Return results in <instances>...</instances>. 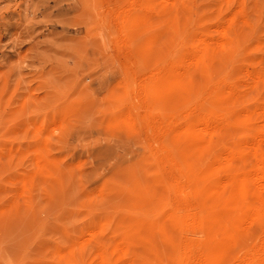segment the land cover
I'll return each mask as SVG.
<instances>
[{"label":"rangeland","instance_id":"1","mask_svg":"<svg viewBox=\"0 0 264 264\" xmlns=\"http://www.w3.org/2000/svg\"><path fill=\"white\" fill-rule=\"evenodd\" d=\"M263 110L264 0H0V264H183L195 213L221 245Z\"/></svg>","mask_w":264,"mask_h":264},{"label":"bare ground","instance_id":"2","mask_svg":"<svg viewBox=\"0 0 264 264\" xmlns=\"http://www.w3.org/2000/svg\"><path fill=\"white\" fill-rule=\"evenodd\" d=\"M254 119L253 121H256V118ZM206 129L202 128L205 132ZM245 153L248 154L251 169H241L236 166L238 161L244 159ZM215 168L217 184L220 187H230L233 190L232 207L238 210V217L233 223L234 231L221 245L212 247L209 245L211 239L208 219L200 213L191 215L187 220V227L202 232L206 240L190 245L186 249L187 251L183 250L186 251L185 254L182 253V257L185 255L183 264H264V137L259 135L257 142L250 145L239 144L235 147L233 154L226 152L222 162ZM241 235H247L249 238L259 237V241L248 245L244 254L236 255L234 253L235 239Z\"/></svg>","mask_w":264,"mask_h":264}]
</instances>
